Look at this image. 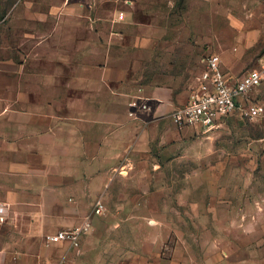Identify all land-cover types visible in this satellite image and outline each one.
I'll return each mask as SVG.
<instances>
[{"label": "crops", "instance_id": "crops-1", "mask_svg": "<svg viewBox=\"0 0 264 264\" xmlns=\"http://www.w3.org/2000/svg\"><path fill=\"white\" fill-rule=\"evenodd\" d=\"M26 2L14 19L29 23L30 31L13 50L18 58L0 61V201L7 205L0 222V264H228L229 257L231 263H246L234 254L255 249L264 237V215L248 213L245 206H261L264 196L259 191L246 195L240 184L230 186L226 167L216 180L212 166L196 168V182L178 175L182 190L196 191L188 198L133 194L149 183L116 175L133 168L148 171L142 159L150 155L152 136L178 145L188 130L197 131L178 129L170 117L195 88L139 85L127 64L124 68L131 61L129 31L152 26L143 23L148 0ZM259 38L258 32L248 33L240 43L248 47ZM147 39L138 37L132 45ZM206 55L199 61L203 68ZM217 55L223 69L227 64L231 72H226L237 77L242 62L229 65ZM173 147L160 148V154L179 156ZM155 167L162 175L156 188L169 182L170 168L184 173L175 165ZM230 169L241 179L240 174H250L245 166ZM98 200L106 207L102 216L108 206L122 213L112 214L114 224L103 229L102 216L92 214ZM170 210L176 215L165 213ZM86 221L91 228L77 248L67 242L46 247L48 234ZM169 236L178 245L165 259L161 249ZM105 237L114 238L108 255L97 251ZM201 237L208 240L201 244ZM122 246L123 259L117 261Z\"/></svg>", "mask_w": 264, "mask_h": 264}, {"label": "rangeland", "instance_id": "rangeland-1", "mask_svg": "<svg viewBox=\"0 0 264 264\" xmlns=\"http://www.w3.org/2000/svg\"><path fill=\"white\" fill-rule=\"evenodd\" d=\"M148 4L149 12L144 17L143 23H149L153 27L129 31L133 36L129 47L131 61L123 64L125 69L127 64V69L131 71L133 83L193 90L199 84V77L202 74L200 58L208 53L220 54L229 65L236 63L237 59L242 62L237 77L249 70L262 71V82L250 94L249 101L264 109V0H148ZM23 5L27 6L29 3L26 0H0V61L17 59L18 55L17 53L13 55V50L18 49L21 39L26 38L23 33L30 31L29 23L22 22L18 18L14 19L16 11L21 10L18 7ZM121 12L124 13L119 10L118 15ZM25 14L29 15L27 10ZM252 32L259 33V40L248 47L243 46L240 43L241 37H246ZM138 37L148 39L139 41L138 46L132 45ZM193 55L198 58L196 62L189 63L188 58ZM16 62L19 63L17 60ZM228 67L226 64V71L230 73ZM188 131L190 134L183 135L178 145L172 141L164 143L162 139L152 136V139L147 141L150 155L141 158L146 163L144 169L148 171L138 172L133 168L127 175L123 174L125 171L117 172V177H127L133 182L149 183L150 188L133 190V194L142 193L156 199L176 195L188 198L195 197L196 191L182 190L183 184L177 181L178 175L182 177L183 174L186 179L196 182L199 181L193 178L196 168L212 166L216 180V176L220 177L222 171L224 173L222 168L226 167L227 173L224 177L230 186L240 184L244 189L246 188V195L259 191L264 196V142L261 141L264 135V113L249 118L236 112L222 119L217 127L210 131ZM168 144L173 145L180 155L171 157L161 155L159 149ZM155 165L163 167L175 165L182 167L184 173H176L170 168L165 174L169 182L164 188H156V182H162L156 180L162 175L156 173ZM238 165L248 168L250 174H240L243 176L242 179L239 178L237 173L230 169ZM202 190L200 196L204 197L205 191ZM103 197L104 195L101 194L100 198ZM115 209L111 211L108 206V212L104 216H97L101 229L109 223L114 224L112 214H122L120 210ZM245 210L248 213L255 211L264 215V203L261 206L246 205ZM168 212L176 215L173 210L165 211ZM183 213L185 214V211ZM115 223L118 224L120 221ZM103 239L102 246L97 248L99 253L107 252L108 246L114 240L108 237ZM205 239L208 240L201 237L199 242L204 244ZM120 240L124 242L123 238ZM177 240L172 236L165 237L161 249L165 259L170 258L172 248L178 245ZM104 242L108 244L105 243L103 246ZM121 248L123 246L119 247V250L117 248L116 258L112 256L111 260L123 259ZM234 255L242 257L246 261L243 264H264V237L259 242H255L254 250ZM227 260L228 264H234L231 263L234 258L229 257Z\"/></svg>", "mask_w": 264, "mask_h": 264}, {"label": "built area", "instance_id": "built-area-1", "mask_svg": "<svg viewBox=\"0 0 264 264\" xmlns=\"http://www.w3.org/2000/svg\"><path fill=\"white\" fill-rule=\"evenodd\" d=\"M124 13L118 15V20L124 19ZM203 71L199 84L193 90L188 103L176 106L171 112V120L180 129L210 131L217 127L220 121L236 112L249 118L263 115L264 109L249 101L250 94L262 82V71L249 70L238 77L230 76L222 67L220 56L208 53L203 59ZM7 205L0 201V222L5 220ZM106 212L105 204L98 200L92 214L102 216ZM88 221L70 230L48 234L45 238L46 247L60 243H70L77 248L80 237L89 232ZM55 264H65L64 261Z\"/></svg>", "mask_w": 264, "mask_h": 264}]
</instances>
